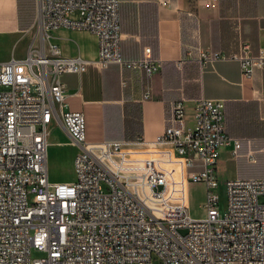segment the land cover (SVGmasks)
<instances>
[{
  "label": "built area",
  "instance_id": "built-area-1",
  "mask_svg": "<svg viewBox=\"0 0 264 264\" xmlns=\"http://www.w3.org/2000/svg\"><path fill=\"white\" fill-rule=\"evenodd\" d=\"M60 28L96 35V60L64 58L52 45L50 56L32 50L0 64V264H264V178L227 180L221 205L220 151L241 147L226 134L225 102L199 98L189 126L184 101H172L164 132L142 147L89 143L84 114L66 109L62 76L90 64L151 76L161 62L149 48L123 57L120 0H38L37 35ZM198 60L202 71L236 61L244 78L264 75V48L254 55L248 42L230 54L199 49ZM58 122L78 146L72 183L49 178ZM188 184L205 187L200 218L187 207ZM33 248L45 257L32 258Z\"/></svg>",
  "mask_w": 264,
  "mask_h": 264
},
{
  "label": "crops",
  "instance_id": "crops-1",
  "mask_svg": "<svg viewBox=\"0 0 264 264\" xmlns=\"http://www.w3.org/2000/svg\"><path fill=\"white\" fill-rule=\"evenodd\" d=\"M120 18L123 57L139 59L149 48L161 67L151 76L116 64L64 74L66 109L84 114L86 141L142 147L135 143L153 142L164 132L172 101H184L190 126L199 98L223 100L226 134L241 147L236 155L231 146L221 149L217 179L264 178V75L257 71L246 79L236 61H218L202 71L198 60L199 49L230 54L242 42L258 54L264 48V0H120ZM37 26L38 0H0V64L23 60L32 50L50 56L52 45L64 58L96 60V35L65 28L37 35ZM53 136L78 152L60 122ZM200 191L203 199V185H186V200L193 202Z\"/></svg>",
  "mask_w": 264,
  "mask_h": 264
},
{
  "label": "rangeland",
  "instance_id": "rangeland-1",
  "mask_svg": "<svg viewBox=\"0 0 264 264\" xmlns=\"http://www.w3.org/2000/svg\"><path fill=\"white\" fill-rule=\"evenodd\" d=\"M76 146L67 143L64 138H58L53 136L49 139L48 148V173L52 182L59 183H72L76 180V171L74 166V158L76 155ZM202 185V184H194ZM221 196V205H225V186L224 182H221L218 189ZM205 198V194H204ZM202 192L197 194V197L193 202L189 203L188 198L186 204L191 213L195 217H202L204 215ZM264 202V198L261 199ZM45 257V253L32 249V258ZM153 264H162L159 258L154 256Z\"/></svg>",
  "mask_w": 264,
  "mask_h": 264
}]
</instances>
